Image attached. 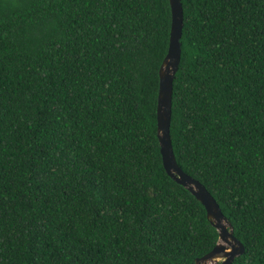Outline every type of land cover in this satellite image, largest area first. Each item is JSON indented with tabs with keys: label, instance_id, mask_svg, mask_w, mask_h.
I'll return each instance as SVG.
<instances>
[{
	"label": "trees",
	"instance_id": "1",
	"mask_svg": "<svg viewBox=\"0 0 264 264\" xmlns=\"http://www.w3.org/2000/svg\"><path fill=\"white\" fill-rule=\"evenodd\" d=\"M170 138L264 264V0H181ZM168 0H0V264H195L218 241L156 131Z\"/></svg>",
	"mask_w": 264,
	"mask_h": 264
},
{
	"label": "water",
	"instance_id": "2",
	"mask_svg": "<svg viewBox=\"0 0 264 264\" xmlns=\"http://www.w3.org/2000/svg\"><path fill=\"white\" fill-rule=\"evenodd\" d=\"M168 2L171 16L168 49L158 70L156 131L159 153L166 174L201 203L207 219L218 232L217 244L209 253L196 259L195 264H206L215 258L222 259L221 264H232L237 256L243 254L242 244L233 236L231 225L207 189L179 168L172 149L170 138L172 88L181 55L180 39L183 27V10L181 0H168Z\"/></svg>",
	"mask_w": 264,
	"mask_h": 264
},
{
	"label": "rangeland",
	"instance_id": "3",
	"mask_svg": "<svg viewBox=\"0 0 264 264\" xmlns=\"http://www.w3.org/2000/svg\"><path fill=\"white\" fill-rule=\"evenodd\" d=\"M222 259L215 258L212 262H207L206 264H221Z\"/></svg>",
	"mask_w": 264,
	"mask_h": 264
},
{
	"label": "clouds",
	"instance_id": "4",
	"mask_svg": "<svg viewBox=\"0 0 264 264\" xmlns=\"http://www.w3.org/2000/svg\"><path fill=\"white\" fill-rule=\"evenodd\" d=\"M215 200V199H214ZM218 242V241H217Z\"/></svg>",
	"mask_w": 264,
	"mask_h": 264
}]
</instances>
